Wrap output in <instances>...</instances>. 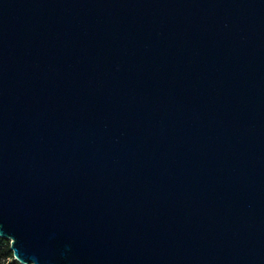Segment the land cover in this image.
<instances>
[{
	"label": "water",
	"instance_id": "obj_1",
	"mask_svg": "<svg viewBox=\"0 0 264 264\" xmlns=\"http://www.w3.org/2000/svg\"><path fill=\"white\" fill-rule=\"evenodd\" d=\"M0 236L264 264V0H0Z\"/></svg>",
	"mask_w": 264,
	"mask_h": 264
},
{
	"label": "built area",
	"instance_id": "obj_2",
	"mask_svg": "<svg viewBox=\"0 0 264 264\" xmlns=\"http://www.w3.org/2000/svg\"><path fill=\"white\" fill-rule=\"evenodd\" d=\"M6 240H7L6 238H3L4 242ZM8 240H10V239H8ZM4 245H5V243H0V250ZM0 264H34V263L33 262L24 263L23 261L17 259V257H15L14 254H12V255H8V256L0 255Z\"/></svg>",
	"mask_w": 264,
	"mask_h": 264
},
{
	"label": "trees",
	"instance_id": "obj_3",
	"mask_svg": "<svg viewBox=\"0 0 264 264\" xmlns=\"http://www.w3.org/2000/svg\"><path fill=\"white\" fill-rule=\"evenodd\" d=\"M0 243H4L2 237H0ZM12 254H13V251L10 249V243L9 242L5 243V245L0 250V255L8 256Z\"/></svg>",
	"mask_w": 264,
	"mask_h": 264
},
{
	"label": "rangeland",
	"instance_id": "obj_4",
	"mask_svg": "<svg viewBox=\"0 0 264 264\" xmlns=\"http://www.w3.org/2000/svg\"><path fill=\"white\" fill-rule=\"evenodd\" d=\"M7 242H9V243L11 244V241H10V240H8V239H7V240H6L4 243H7Z\"/></svg>",
	"mask_w": 264,
	"mask_h": 264
}]
</instances>
